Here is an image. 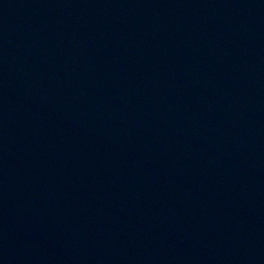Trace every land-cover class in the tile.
<instances>
[{"label": "water", "instance_id": "water-1", "mask_svg": "<svg viewBox=\"0 0 264 264\" xmlns=\"http://www.w3.org/2000/svg\"><path fill=\"white\" fill-rule=\"evenodd\" d=\"M0 264H264V0H0Z\"/></svg>", "mask_w": 264, "mask_h": 264}]
</instances>
